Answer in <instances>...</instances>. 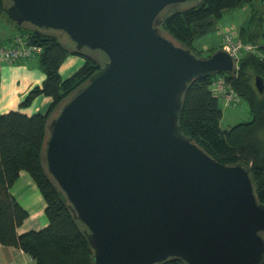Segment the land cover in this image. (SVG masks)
<instances>
[{
    "label": "water",
    "instance_id": "obj_1",
    "mask_svg": "<svg viewBox=\"0 0 264 264\" xmlns=\"http://www.w3.org/2000/svg\"><path fill=\"white\" fill-rule=\"evenodd\" d=\"M183 1L7 4L17 24L61 30L76 48L107 56L50 120L45 150L95 264H264V201L251 166L212 156L179 122L195 77L235 71L227 49L197 55L160 30L162 11Z\"/></svg>",
    "mask_w": 264,
    "mask_h": 264
},
{
    "label": "trees",
    "instance_id": "obj_2",
    "mask_svg": "<svg viewBox=\"0 0 264 264\" xmlns=\"http://www.w3.org/2000/svg\"><path fill=\"white\" fill-rule=\"evenodd\" d=\"M246 4L251 5V11L239 28L240 35L244 41L255 43L264 50V2L260 0H197L187 7L181 4L169 6L161 13L159 28L176 43L191 47L197 55H211L222 44L204 54L202 49L195 47L194 41L217 29L226 10ZM6 7L5 0H0V13L9 17ZM17 25L30 42L43 45L38 64L46 74L42 84L29 90L21 106L31 104L40 93L53 96V100L46 113L28 115L15 109L0 113V241L23 248L33 257L34 264H95V249L86 233L87 226L77 217L70 201L62 197L60 186L47 169L45 150L50 120L63 101L88 81L107 56L100 49L76 48L61 30L39 27L31 22ZM71 53L80 54L85 60L73 74L63 77L60 66ZM239 64V69L234 72L219 71L211 76L195 77L184 91L183 114L179 122L187 136H193L217 159L228 164L248 163L253 183L259 188L257 196L264 201V58L254 51H245ZM218 74L225 76L241 96V101H247L250 119L238 121L228 128L221 126L223 108L220 95L214 91ZM258 75L263 78L262 90L256 85ZM21 169L28 170L40 186L47 200L50 220L39 230L23 233L17 228L29 212L11 192ZM156 264L188 263L181 257L172 256Z\"/></svg>",
    "mask_w": 264,
    "mask_h": 264
},
{
    "label": "crops",
    "instance_id": "obj_3",
    "mask_svg": "<svg viewBox=\"0 0 264 264\" xmlns=\"http://www.w3.org/2000/svg\"><path fill=\"white\" fill-rule=\"evenodd\" d=\"M1 14L2 17L6 16L4 13ZM5 21L9 25L10 32H3L0 41H8L17 33L22 34L20 30H14L15 22L13 20H11L13 22L11 23L5 17ZM83 63V56L71 53L62 62L60 72L63 77H68ZM45 77V72L39 67L38 56L28 59L21 58L16 61H0V113L12 109L20 110L28 115L38 112L46 113L53 100V96L48 94L40 93L33 99L31 104L21 106V101L29 90L35 85L42 84ZM220 98L225 101L222 95H220ZM225 104L226 106L234 107L232 104H227L226 101ZM225 112V109H223L221 118V126L223 128H228L238 122V120L234 122L231 120L230 124L223 126L222 119ZM250 118L251 115L248 119ZM11 192L17 201L29 212V215L17 228L19 233L32 229L39 230L49 224L50 220L46 211L47 200L37 181L28 170H20L18 177L11 186ZM34 262L33 257L23 248L6 245L0 241V264H34Z\"/></svg>",
    "mask_w": 264,
    "mask_h": 264
},
{
    "label": "built area",
    "instance_id": "obj_4",
    "mask_svg": "<svg viewBox=\"0 0 264 264\" xmlns=\"http://www.w3.org/2000/svg\"><path fill=\"white\" fill-rule=\"evenodd\" d=\"M222 47L234 57L235 71L240 67V59L245 51H254L264 58V50L257 44L244 41L237 28H223L221 30ZM44 47L42 44L30 42L27 35L17 33L8 41H0V61H16L18 59L39 56ZM214 91L225 98L226 103L238 104L241 96L226 80L223 74H218L214 80Z\"/></svg>",
    "mask_w": 264,
    "mask_h": 264
},
{
    "label": "rangeland",
    "instance_id": "obj_5",
    "mask_svg": "<svg viewBox=\"0 0 264 264\" xmlns=\"http://www.w3.org/2000/svg\"><path fill=\"white\" fill-rule=\"evenodd\" d=\"M10 1L11 0H5V3L8 4ZM196 1L197 0L183 1V2H181V5H182V7H187ZM250 7H251L250 4H246L243 7L226 10V12L221 17V19L218 23L217 29L209 32L206 35H203V36L197 38L194 41L195 47L201 48L202 51L204 52V54H207L211 48L221 46V44H222L221 30L223 28H237V29H239L241 27V25L246 22V19H247L248 15L251 11ZM3 17H2V14L0 13V37L3 36V32H10L9 25L5 21V17H6V19H9V21L11 23H13L8 16H3ZM13 28H14V30L16 29V30H20L21 32H23L22 31L23 29L15 23H14ZM62 35H66V34L63 33ZM84 60H85V58H84ZM220 101H221L222 108L225 109V111H226L224 114V117L222 119V125L223 126H227L228 124H230L231 120H233L232 122H234L236 120H238V121L246 120L251 115L249 105H248L247 101L244 99L241 102H239L238 104L233 105L234 107L226 106L225 101L223 99H220ZM227 104H229V103H227Z\"/></svg>",
    "mask_w": 264,
    "mask_h": 264
}]
</instances>
